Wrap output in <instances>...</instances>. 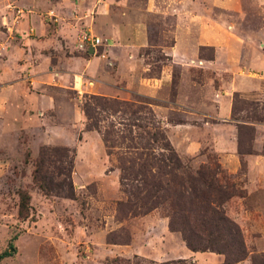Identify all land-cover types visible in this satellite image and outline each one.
Segmentation results:
<instances>
[{
    "label": "rangeland",
    "instance_id": "374dc122",
    "mask_svg": "<svg viewBox=\"0 0 264 264\" xmlns=\"http://www.w3.org/2000/svg\"><path fill=\"white\" fill-rule=\"evenodd\" d=\"M42 23H58L65 35L42 53L55 58L65 48L87 59L72 63L76 86L88 90L54 87L55 72L35 85L29 71L19 92L0 89V264L223 262L222 254L188 249L168 228L165 207L134 214L123 190L134 184L120 182L115 155L84 127L80 102L89 94L149 108L190 173L217 164L237 192L222 203L245 248L232 264H252L253 256L264 263V0H0V58L17 29L29 34ZM86 31L103 41L95 53L76 46ZM103 81L113 94L96 89ZM101 116L104 124L116 119ZM42 145L74 151L73 197L33 183ZM20 191L28 194L23 217Z\"/></svg>",
    "mask_w": 264,
    "mask_h": 264
},
{
    "label": "trees",
    "instance_id": "16d2710c",
    "mask_svg": "<svg viewBox=\"0 0 264 264\" xmlns=\"http://www.w3.org/2000/svg\"><path fill=\"white\" fill-rule=\"evenodd\" d=\"M80 110L85 129L95 130L106 153L115 155L120 182L134 184V189L123 188L128 200L134 197L130 204L134 214L165 207L168 228L180 233L188 249L222 254L221 264L242 259L245 248L240 230L222 208V203L237 192L221 181L217 164L213 168L200 166L190 173L152 111L142 105L89 94L81 100ZM102 113L116 119L104 124ZM73 158L74 151L68 146H40L33 160V183L44 193L73 197ZM18 196V214L23 217L27 215L28 194L20 191ZM256 258L252 257V264ZM260 262L264 264L262 258Z\"/></svg>",
    "mask_w": 264,
    "mask_h": 264
},
{
    "label": "crops",
    "instance_id": "0c3cea01",
    "mask_svg": "<svg viewBox=\"0 0 264 264\" xmlns=\"http://www.w3.org/2000/svg\"><path fill=\"white\" fill-rule=\"evenodd\" d=\"M58 23L54 29L49 30L42 23L33 26L31 33L24 31L23 28L17 29V35L14 37L16 41L13 44L6 47L4 55L0 58V89L1 90H13L19 92L23 82L20 80V76L23 72L29 71L34 75L35 85H47V78L51 76L52 72L57 74L56 82L52 83L54 87L60 89H72L75 91H87L88 86H76L77 78L79 77L77 70L78 67L74 66L72 62L78 64V66L85 65L88 61L80 56L71 55V50L63 49V52L57 53L56 57L52 58L49 55H45L42 51L45 49L46 45L51 44L53 40L58 39L59 28H57ZM64 34L60 33V37L64 38ZM62 41H60L61 43ZM32 43V44H31ZM18 44V45H17ZM35 45V46H34ZM35 47V49H34ZM59 47V48H60ZM88 54L93 52H89ZM60 56H59V55ZM65 60V63H63ZM92 58L90 59V61ZM99 64V62L94 61ZM254 66V65H253ZM260 67V65H255V68ZM54 79V80H55ZM103 81L100 86H95L98 91L102 94H113L115 86H109L108 83ZM15 101L20 100V96L16 95L13 97ZM10 100V97H9ZM16 104V103H15ZM52 105V99L47 96L46 106ZM226 109L218 110V115L225 116ZM190 145L189 147H191ZM208 257H210L209 254ZM212 257V256H211Z\"/></svg>",
    "mask_w": 264,
    "mask_h": 264
},
{
    "label": "built area",
    "instance_id": "2783aa9c",
    "mask_svg": "<svg viewBox=\"0 0 264 264\" xmlns=\"http://www.w3.org/2000/svg\"><path fill=\"white\" fill-rule=\"evenodd\" d=\"M17 11L19 12V9ZM76 41L78 49L87 51L89 48H92V52L94 53L97 51L98 46L103 45L102 39L95 34H91L89 31L81 32L77 35ZM99 56H104V54L100 53Z\"/></svg>",
    "mask_w": 264,
    "mask_h": 264
},
{
    "label": "water",
    "instance_id": "95a60500",
    "mask_svg": "<svg viewBox=\"0 0 264 264\" xmlns=\"http://www.w3.org/2000/svg\"><path fill=\"white\" fill-rule=\"evenodd\" d=\"M88 51L91 53L92 52V48H89Z\"/></svg>",
    "mask_w": 264,
    "mask_h": 264
}]
</instances>
